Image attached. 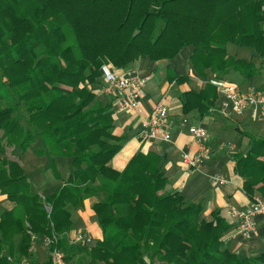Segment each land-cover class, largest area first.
I'll return each mask as SVG.
<instances>
[{"label":"trees","instance_id":"1","mask_svg":"<svg viewBox=\"0 0 264 264\" xmlns=\"http://www.w3.org/2000/svg\"><path fill=\"white\" fill-rule=\"evenodd\" d=\"M229 45L264 60V0H0V154L25 153L41 140L38 156L64 158L74 169L42 197L19 162L0 158L1 193L16 204L0 219V264H22L40 238L66 264L77 256L83 264H264V254L241 258L229 250L231 226L218 211L206 221L201 204L167 192L157 152L113 168L125 137L114 134V102L96 94L104 64L170 61L189 47L200 73L259 76L255 62L234 58ZM216 100V85L207 84L185 93L182 110L204 117ZM246 136L236 170L251 198L264 196V137ZM92 198L103 238L72 245L71 212Z\"/></svg>","mask_w":264,"mask_h":264},{"label":"crops","instance_id":"2","mask_svg":"<svg viewBox=\"0 0 264 264\" xmlns=\"http://www.w3.org/2000/svg\"><path fill=\"white\" fill-rule=\"evenodd\" d=\"M237 50L239 49H236L234 55L231 54V56L236 59H242V57L252 59L255 62L256 53L252 52V56L245 57L247 53L244 51L240 53ZM193 53V47H189L170 61L152 62L148 58H142L128 67L142 76L149 77V80L140 98L141 110L118 114L115 118L114 134L125 137V144L112 161V166L117 171H123L136 153L157 152L162 157L161 170L169 180L167 192L181 193L188 203L201 204L202 218L206 221H212L214 213L218 211L219 216L231 226L225 236L229 250L241 258L260 256L264 254V216L256 218L257 231L255 234L249 239H243L235 235V219L229 213L232 207L245 210L249 208L256 195L263 196L256 192L251 198L245 192V181L237 173L235 161V156L245 153L248 148L249 139L246 134L256 135L251 131H243L241 126L251 125L256 121L251 118L249 112L244 116L230 118L220 113L223 94L219 90V83L225 80L216 78L209 70L204 73L198 72L192 62ZM174 76L184 78V80H172ZM260 77L261 75L244 81L239 76L242 80L240 83L243 84L238 85L242 88L259 87L260 81L264 82ZM207 84H214L217 87V100L209 114L204 117L196 111L185 114L182 110L185 93L202 91ZM158 104H164L169 109L167 118L171 135L169 142L145 141L139 136L144 114L152 112ZM193 125L205 127L210 135L209 146L212 154L204 161L200 169H190L183 162L185 153L196 154L199 150L198 143L190 135V127ZM42 144L40 140L19 156L13 148H6V153L0 154V158L5 155L8 159L19 162L28 176L32 190L46 197L58 191L73 171L71 169L66 172L67 176H65L64 171L69 161L64 158L38 156L36 149ZM52 161L56 165V172L53 171ZM43 170L46 171L45 175L41 174ZM42 178L44 182L41 181ZM95 201V198L88 199L85 201L84 208L71 212L73 227L69 238L81 231L91 235L94 241L102 240L103 232L92 210ZM15 206L16 204L9 201L0 189V219L5 213L12 211ZM44 239L46 238L33 241L30 256L24 258L22 264L31 260L32 254L37 252V248L39 249L37 245H44Z\"/></svg>","mask_w":264,"mask_h":264},{"label":"built area","instance_id":"3","mask_svg":"<svg viewBox=\"0 0 264 264\" xmlns=\"http://www.w3.org/2000/svg\"><path fill=\"white\" fill-rule=\"evenodd\" d=\"M148 80L149 77L130 69L105 64L102 67V83L96 89V94L114 102L116 118L118 114L141 110L140 98ZM219 90L223 94L219 111L224 117L244 116L249 112L251 118L258 121L264 114V86L242 89L236 83L223 81L219 83ZM168 115L169 109L164 104H158L152 112L144 114L140 138L145 141L169 142L171 135L167 123ZM190 135L198 143L199 150L196 154L185 153L183 162L190 169H200L212 154L209 146L210 135L208 130L200 125L191 126ZM229 213L235 219V235L249 239L257 231L256 218L264 216V196L256 195L249 208L241 210L232 207ZM70 243L92 246L95 241L91 235L80 231L72 235ZM50 260L51 264H66L65 255L60 250L52 251Z\"/></svg>","mask_w":264,"mask_h":264},{"label":"rangeland","instance_id":"4","mask_svg":"<svg viewBox=\"0 0 264 264\" xmlns=\"http://www.w3.org/2000/svg\"><path fill=\"white\" fill-rule=\"evenodd\" d=\"M236 49H239L237 50L238 52H245L247 53V55L245 57H250V55L252 56V52L255 53L252 49L250 48H240V47H236V46H233V45H229L228 46V51L230 54L234 55V51ZM256 55V54H255ZM242 59H245L242 57ZM248 60V59H247ZM250 60V59H249ZM255 63L257 65V67L259 68L260 70V75L262 78L261 80H264V60L261 59L260 57H258L256 55V58H255ZM105 65V64H104ZM103 65V66H104ZM108 65H112L111 63H109ZM113 66V65H112ZM115 67V66H114ZM125 69H129V68H125ZM225 81H228V82H233V83H236V84H243V83H240V81H242L239 76L235 75L234 73L230 74L229 77L225 78L224 79ZM223 81V80H222ZM262 81H260V86L263 87L264 86V82L262 83L263 85H261ZM239 85V86H241ZM259 86V87H260ZM242 89H247L245 87H243ZM23 126L28 129V123H27V119L23 120L22 122ZM241 129L243 131H251L253 132L254 134L256 135H259V136H262L264 137V114L261 116V118L256 121L255 123L252 122V124L250 125H242L241 126ZM2 135V133H0V136ZM40 141V140H39ZM38 141V142H39ZM35 145V144H34ZM16 154L17 156H19V151H16ZM72 171L74 170L72 165L70 166V162H67V169L64 171L65 172V176H67V173L68 171ZM41 174L45 175L46 174V171L43 170L41 172ZM41 181L44 182V178L41 179ZM169 193V192H168ZM47 239V238H46ZM44 239V245H37L39 247V249L37 248V252H34L32 254V258L31 260L29 261L30 264H47L48 261L50 260V257H51V251H50V241L47 239ZM96 242V241H95ZM73 245V244H72ZM82 245V244H81ZM94 245V244H93ZM85 261L84 258H82L81 256H77L73 262L71 264H83ZM150 264V263H149ZM153 264V263H152ZM155 264V263H154Z\"/></svg>","mask_w":264,"mask_h":264},{"label":"water","instance_id":"5","mask_svg":"<svg viewBox=\"0 0 264 264\" xmlns=\"http://www.w3.org/2000/svg\"><path fill=\"white\" fill-rule=\"evenodd\" d=\"M138 31H136L135 33H134V37H136L137 35H138ZM48 211H50V208H48Z\"/></svg>","mask_w":264,"mask_h":264}]
</instances>
